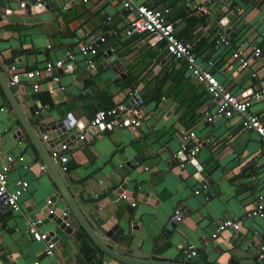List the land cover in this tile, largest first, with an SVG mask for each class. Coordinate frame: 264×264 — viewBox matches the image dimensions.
Returning a JSON list of instances; mask_svg holds the SVG:
<instances>
[{"label":"crops","instance_id":"0c3cea01","mask_svg":"<svg viewBox=\"0 0 264 264\" xmlns=\"http://www.w3.org/2000/svg\"><path fill=\"white\" fill-rule=\"evenodd\" d=\"M195 1L134 3L169 8L166 21L172 24L175 35L193 45L199 63L213 62V77L231 94L247 99L250 92L264 88V74H260L264 48L260 47V56L252 55V47L260 46L264 30V0H207L204 14L193 8ZM21 2L23 8L19 7ZM36 2L42 10H37ZM27 3L0 0V77L9 86L6 67L10 64L18 73L42 70L55 60L69 66L54 72L57 82L51 80L52 74H43L35 93L23 80L10 89L11 101L36 95L38 121L28 115V102L10 104L0 87V160L6 155H22L26 165L23 170L15 164V171L7 176L8 189L18 180L27 182L19 198L20 215L11 213L0 222V264H123L99 251L81 227L65 234L49 218L35 214L58 190L30 135L40 140L38 147L48 155L41 136L49 134L48 127L66 115L75 124L68 135L66 172L56 168L64 184L61 187L71 196L67 203L84 215L83 208L92 204L98 207L101 218L116 220L113 229L120 232L116 241L98 234L110 249L135 263L264 264V258H256L264 243V215L247 216L256 197H264V145L257 135L243 130L235 119L215 117L207 123L206 115L214 113L215 101L191 77L184 61L164 53L150 35L125 34L134 15L119 0H36L29 7ZM224 17L225 24L208 34L214 20ZM220 35L228 38V45L214 48L213 41ZM210 43L212 47L207 48ZM80 45L92 46L95 55H82ZM235 50L246 67L241 68L231 57ZM65 53L73 57L70 62ZM129 87H133L130 94ZM133 93L143 105L134 131L125 123L114 127L107 122L88 130L96 110L128 105ZM250 111L264 124V97L251 101ZM20 118L28 120L30 135ZM186 130L194 133L189 144H199L193 159L200 171L186 159L185 174L178 178L177 165L167 167L165 163L172 153H178L179 133ZM81 131L86 134L78 141ZM51 132L55 134V130ZM197 173L204 180L202 184ZM121 187L124 190L117 196L116 189ZM125 193H133L134 207L121 197ZM65 207L59 193L52 209L59 214ZM177 207L183 213L181 221L171 224ZM222 220L236 221L237 230L224 229L211 237ZM28 221H35L39 231L51 234L59 259L44 255V243L32 241L26 233ZM88 222L95 230L93 222ZM189 246L197 256L185 261L182 254Z\"/></svg>","mask_w":264,"mask_h":264},{"label":"built area","instance_id":"2783aa9c","mask_svg":"<svg viewBox=\"0 0 264 264\" xmlns=\"http://www.w3.org/2000/svg\"><path fill=\"white\" fill-rule=\"evenodd\" d=\"M81 3H85L87 0H77ZM122 7L128 12L132 13L134 17L132 18L128 29H126V35L132 34H148L156 42L161 44V50L171 56L173 59L183 60L185 63V68L191 75V77L200 85L204 87V90L209 97H211L215 103L214 113L211 115H206L205 121L207 123L211 122L215 117H223L225 119H235L240 127L245 131H251L257 135L259 140L264 145V124L260 121V116L252 113L250 111L251 101H258L260 98L264 97V88L258 92H250L247 99H240L234 94H231L213 77L211 70L214 69L213 62L207 61L204 65L196 60V56L193 53V45L179 37H177L173 31L172 24L166 21V16L169 14V8H149L142 4H135L134 0H119ZM41 4L36 2V6L39 7ZM24 3H19V7L23 8ZM194 9L200 11L204 14L205 7L195 4ZM222 44L224 46L228 45V38L225 35H220L214 40V48L217 45ZM260 47L264 48V30L261 31V42L260 46L252 47V55L257 57L260 55ZM82 55L89 54L91 56L95 55V49L90 45H80L78 48ZM67 61L70 62L73 57L67 53ZM231 57L239 63L241 68L246 67L247 63L243 58H241L240 53L235 50L232 52ZM69 65L62 60H55L54 62H47L42 70H33L18 73L13 64L8 65L6 68L10 72L8 78V85L10 87H16L21 84V81H25L31 84L32 91L35 93L39 88V80L43 74H52L51 80L57 82L58 78L55 76L54 72L64 68H68ZM87 66L92 68L93 64L91 62L87 63ZM51 93V89H48ZM130 94V93H129ZM131 104L134 106L127 107L124 104H118L115 107L108 109L96 110L88 123V130L95 129L97 127H102V125L107 122L109 126H118V124L128 125L131 129H134L139 125V118L141 115V110L136 106V104L131 100ZM124 114H127L126 119L123 118ZM69 122L66 123L62 121L65 138L59 140L56 136L51 138L48 133L41 136V140L45 142L48 148V157L52 164H54L58 171L61 173L66 172V151L69 144V131L74 127L75 121H72L70 117ZM49 132V131H48ZM82 133L77 137L78 141L84 139L86 132ZM50 133V132H49ZM61 133V132H60ZM194 140V133L192 131L186 130L179 133V151L174 154L173 157L177 160L176 170L183 171L184 162L187 160H192L196 155L199 144L189 142ZM21 144V141H18ZM0 160V202L6 205L9 209L10 214L15 213L20 215V204L19 198L22 193L27 188V182L24 180H18L15 187L11 190L8 189L7 176L15 171V164H20V167L25 170L26 165L23 164V156H2ZM43 166H40V170H43ZM194 193H197L196 191ZM55 196V195H54ZM50 197L46 200L45 206H52L55 202V197ZM126 199L124 195L121 196ZM131 207H134V203H130ZM50 209V208H49ZM51 214V210L48 211L47 215ZM45 215L44 217H46ZM264 215V197L258 195L255 199V205L250 210L247 216L252 218H260ZM43 217V216H42ZM182 218V213L180 208H175L172 212V219L174 222L179 223ZM29 222V221H28ZM26 233L31 237L34 242L44 243L43 253L46 256L55 257L56 243L50 234L46 232H41L36 228V222L31 221L27 223ZM232 229L234 232L237 230L238 225L236 221L233 220H222L218 225H216L214 233L211 237H215L217 233L224 229ZM183 259L185 261L193 259L197 256L196 251L193 246H189L183 251ZM59 259L58 257H55ZM258 260L264 258V243H262L256 254Z\"/></svg>","mask_w":264,"mask_h":264},{"label":"water","instance_id":"95a60500","mask_svg":"<svg viewBox=\"0 0 264 264\" xmlns=\"http://www.w3.org/2000/svg\"><path fill=\"white\" fill-rule=\"evenodd\" d=\"M35 1L36 0H28L27 6L29 7V5L31 3H34ZM195 2L197 4H201L203 6H205L207 4V0H196ZM42 8L43 7L40 5L39 7H37V10H42ZM261 10L264 14V3L261 6ZM223 12H225V10H223ZM262 18L264 20V15ZM225 19L226 18L224 17V19L217 18L216 20H214L215 25L212 27H209L207 33L210 34L209 32L211 31V29L215 28L219 24L220 25L225 24ZM205 37H207V35H205ZM57 71L59 72L60 70H57ZM260 74L261 75L264 74V69L260 71ZM7 78H8V76H7ZM7 82H8V80H7ZM0 87L2 88L3 92L5 93L7 101L10 104H14L16 106L19 103H21V100L24 101L25 103L28 102L29 105H28L27 110H26L28 112V115L33 116L34 121H38V119H40V114H39L40 105H39V103L35 102L36 95L34 93L29 94L26 97H22L21 99H16V98L12 99V101H11L9 99V95H10L9 91H10V89H12V87L7 86L3 77H0ZM132 88L133 87H129L128 94L132 91ZM11 96H12V93H11ZM130 97H131V100L136 104V106L142 111L143 105H142V102H141L139 96L136 93H133V95H131ZM131 106H134V104L129 103L127 105L128 108ZM12 108H14L13 105H12ZM19 121L22 125V128L25 131H27L28 134L30 135V125H29L28 120L25 118L22 121L20 118ZM62 121H65L66 123L69 122V118H67V115L65 116V118ZM62 121L52 123L48 127L47 131L50 132L49 134L52 138H54L56 136H60L62 134L64 135L66 133L64 131ZM53 130H55V134H53V132H51ZM131 131H134V129H131ZM30 138L33 141L34 147H36L37 151L39 152L40 156L42 157L44 165L46 166V169L51 173V178L53 179V182L56 185L57 190H58V193H56L55 196H58L59 193H61V197L66 202L65 209L59 214H56V209H52L50 206H45L43 208L36 209L37 213H35V214H40V216L41 215L45 216V215H47L48 211L51 210V214L47 215L46 217L49 218L53 223H55L59 227L60 230L64 231L65 234L66 233L69 234L70 230H73L76 226L81 227L83 229V231L87 234L89 239L92 241V243L99 249V251H101L102 253L114 258L117 261H120L123 264H187V263L163 262V261H155V260H145V261L137 260V263H135V262H132L128 259H125L123 256H121V254L110 249V247L108 245L104 244V242L98 238V234L100 236H103L106 239H109L110 241H113V240L116 241V236H118L120 234L119 230L113 229V226L114 225L116 226V224H115L116 220L114 218H109L107 220H104L103 218H101L99 213L97 212L98 207H96L95 205L88 204L87 205L88 209L83 208L85 211L84 212L85 215H84L79 208H75L76 206H72L69 203H67V198L70 199L71 196L68 192V189H66V188L63 189L61 187V186H64V184H62V179L60 180V175L57 173V170H58V169L56 170L57 167L54 164L50 163V161L48 162L45 159V157H47V159H48V155H47L46 151H44L43 147H41V150L38 147V144L39 145L41 144L40 140L34 139L33 136H31V135H30ZM42 150L45 153L42 154V152H43ZM173 155H174V153H172L171 159H169V161L165 163V165L167 167H173L177 164V160H176V158L173 157ZM151 164H153V162ZM191 164L195 166L196 161L194 159H192ZM144 166L149 167V165H144ZM129 167H130L129 165L124 166V168H129ZM195 168H196L197 172L200 171L198 169V167L195 166ZM176 173H178L177 174L178 178L185 174L184 171H179V172L177 171ZM196 178H198V180L201 184L204 182V180H201L198 173H197ZM121 190H124V189H122V187L119 189H116L115 193L117 196L121 195L120 193L123 192ZM124 196L126 197V203L130 204L132 202L133 193H129V195L127 193H125ZM144 196L148 197L147 194H144ZM124 210H126V209L124 208ZM181 213H182V210H181ZM9 214H10V212H9L8 207L6 205H3L0 202V222L3 221L4 218L9 216ZM56 216H58V218ZM88 219L93 222L95 230L89 225ZM170 223L174 224V219H172ZM96 234H97V236H96ZM74 243H76V242H74Z\"/></svg>","mask_w":264,"mask_h":264},{"label":"trees","instance_id":"16d2710c","mask_svg":"<svg viewBox=\"0 0 264 264\" xmlns=\"http://www.w3.org/2000/svg\"><path fill=\"white\" fill-rule=\"evenodd\" d=\"M244 1H245V0H244ZM194 21H196V20H194ZM210 44H211V43H210ZM208 47L211 48V47H212V44H211L210 46H207V48H208ZM263 57H264V56H263Z\"/></svg>","mask_w":264,"mask_h":264},{"label":"clouds","instance_id":"9594fccd","mask_svg":"<svg viewBox=\"0 0 264 264\" xmlns=\"http://www.w3.org/2000/svg\"><path fill=\"white\" fill-rule=\"evenodd\" d=\"M229 41V40H228ZM187 42H189V41H187ZM213 44H214V41H213ZM161 45V44H160ZM214 46V45H213Z\"/></svg>","mask_w":264,"mask_h":264}]
</instances>
